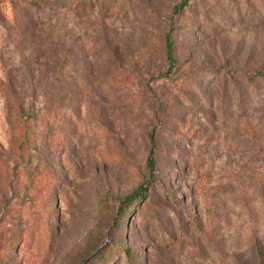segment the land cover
Wrapping results in <instances>:
<instances>
[{
    "label": "rangeland",
    "instance_id": "rangeland-1",
    "mask_svg": "<svg viewBox=\"0 0 264 264\" xmlns=\"http://www.w3.org/2000/svg\"><path fill=\"white\" fill-rule=\"evenodd\" d=\"M181 1L0 0V264H264V0Z\"/></svg>",
    "mask_w": 264,
    "mask_h": 264
},
{
    "label": "trees",
    "instance_id": "trees-1",
    "mask_svg": "<svg viewBox=\"0 0 264 264\" xmlns=\"http://www.w3.org/2000/svg\"><path fill=\"white\" fill-rule=\"evenodd\" d=\"M184 0H182L179 4H177L176 6H174L173 10H177L179 8V6L181 5V3H183ZM164 45H165V55L167 57V59L169 61L173 60V55L171 53V41L168 38V35L165 34V39H164ZM244 77L248 80H252L255 77H261L264 76V69H256V70H252L249 72H245L244 73ZM16 112V111H15ZM17 113H19V115H21V111H19L17 109ZM23 121H27V119L32 117V111L28 110L26 111L23 115ZM34 130L33 128H31V126H26L23 129V133L22 136L18 142V149L22 150V149H26L31 148L34 146V142H35V138H34ZM19 156H23L22 154L19 153ZM18 156V157H19ZM152 159L150 157L147 158L146 160V164L147 167H150V165L152 164ZM146 181L138 184L136 187H134L129 193L118 197V201H117V205H116V209H115V216H116V223H118V225L122 222L124 223L126 220L124 219V214L126 213H132V211H134L135 206L137 204V202L141 199H144L146 197V193H147V189H146ZM119 255H124V256H128V249L126 247H120L119 248ZM99 257L101 260L100 264H107L108 260H110V255H112L114 253V249H112L111 247L108 248H102L101 251H99ZM112 261V259L110 260V262Z\"/></svg>",
    "mask_w": 264,
    "mask_h": 264
}]
</instances>
